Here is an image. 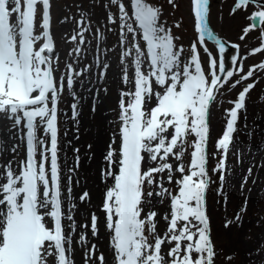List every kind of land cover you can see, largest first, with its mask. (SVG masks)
Listing matches in <instances>:
<instances>
[{
  "label": "snow or ice",
  "instance_id": "1",
  "mask_svg": "<svg viewBox=\"0 0 264 264\" xmlns=\"http://www.w3.org/2000/svg\"><path fill=\"white\" fill-rule=\"evenodd\" d=\"M167 2L176 6L174 0ZM190 2L198 43L190 45L187 58L183 46L175 43L178 37L161 21V8L150 0H109L106 5L116 9L115 13H107L106 24L112 26L108 31L116 33L120 45L122 81L134 87V91L120 93L118 132L105 156L108 168L104 172L102 210L114 264H214L206 215L210 110L224 84L235 75L239 79L232 88L248 81L258 70H264V61L245 72L242 61L246 57H239V46L232 45L237 49L231 57L234 70H226L221 58L219 73H225L221 76L216 71V59L204 47L209 56L204 68L198 45H204L205 37L215 39L207 20L209 0ZM251 2L237 0L232 12ZM52 6V0H0V117L11 121L9 131L26 129V159L18 170L14 171L9 163L0 171V264H74L71 232L76 225L71 212L76 205L72 204L67 213L63 208L58 104L65 91L77 98L76 78H82L91 67L77 71L69 62L66 72L56 76ZM251 18H258L264 25V7L253 12ZM72 22L76 27L70 40L77 46L69 55L79 57L83 52L80 46L87 43L85 33L90 30V20L82 14ZM249 31L246 27L245 35ZM95 35L99 48L105 36L99 28ZM261 40L249 55L264 52V36ZM217 45L219 53L224 54L225 45L219 40ZM96 66L101 69L99 78L104 79L110 64L98 59ZM254 87L255 81L244 84L237 98L229 101L233 106L225 110L226 126L215 145L223 155L213 168L221 173V182L239 112L246 108V96ZM77 107L76 103L71 105L73 119ZM189 147L192 150L186 168L181 161ZM7 150L0 139V153ZM10 150L15 152L16 146ZM169 158L178 163H169ZM248 171L251 173V168ZM165 172L170 184L174 172L180 173L175 180V194L164 187L163 175L157 180L156 174ZM108 179L112 180L110 185ZM71 191L68 187L67 192ZM88 196L85 192L79 199ZM153 196L170 200V212L163 217L167 223L163 235L157 231L158 213L145 210ZM245 210L242 207L240 212ZM65 219L72 221L68 230L62 223ZM235 220H240L239 213ZM232 222L226 221L225 227ZM91 232L93 236L98 234L95 214L91 216ZM78 243L85 264H106L103 253L97 257L95 244L87 246L85 234L81 233ZM165 243L170 246L166 255L162 254ZM260 251L264 253V249Z\"/></svg>",
  "mask_w": 264,
  "mask_h": 264
},
{
  "label": "rangeland",
  "instance_id": "2",
  "mask_svg": "<svg viewBox=\"0 0 264 264\" xmlns=\"http://www.w3.org/2000/svg\"><path fill=\"white\" fill-rule=\"evenodd\" d=\"M150 3L161 8V21L171 29L174 37H178L175 43L178 47L183 46L184 55L185 58H187L190 45L192 43H198V33L195 31L194 27V14L191 11L190 0H174L175 7L170 5L167 0H150ZM235 3L236 0H209L207 20L210 30L215 35V39L209 40L205 37L204 45H198L202 66L207 68L208 65L209 56L204 51V47H206L212 54V57L216 59V71L221 76L225 75V73H219L221 58H223L226 70H234L231 64V57L237 54V49L233 48L232 45L239 46V57H246V59L242 61L245 72H247L249 67L264 61V52L249 55L251 49L260 46L262 42L261 37L264 36V25L259 23L258 18L253 20L251 18L252 13L261 10L264 6L250 3L233 13L232 9ZM108 4L109 0H52L51 31L54 37L55 57L58 58V63L54 60V67L57 69V77L66 72L65 65L67 63L71 62L74 64L80 59L75 55H69L72 49L77 46L76 43L71 42V48L69 50H61L63 46L60 47L59 39L62 38L57 37L60 35L56 34L59 30L57 27H60L62 24L61 21L65 22V18L70 17L72 22L76 12L80 13L79 18L76 20H79L82 14L87 15L90 20V30L85 33L87 43L80 46L82 49L88 48L89 50L90 65L87 67H91V71L87 72V74L93 72L92 67L94 65L91 63L92 59L94 61L96 59L101 60L100 57L104 58L109 54H111V59H114L117 54L120 55L121 49L118 44L117 35L114 31H108L112 26L106 24L107 13L109 11L115 13L116 9L114 7H106ZM177 24H179V27H176ZM246 27L249 28L250 31L245 35L244 29ZM97 28H99L105 36V39L100 41L99 48L97 47V38L95 35V30ZM39 32L40 28L37 25V33ZM241 36H244L243 40ZM217 40L225 45L224 54L219 53ZM237 66H239V61ZM76 69L77 71H81L77 67ZM107 77V79H100L99 76H97L100 84H111L109 76ZM117 77L123 82L122 74H118ZM237 79H239V75H235L228 83L224 84V86L218 90L217 100L211 106L210 110V138L207 143V170L210 183L206 190V215L209 220L208 235L215 252L214 264H245L242 257L236 254L234 250H229L227 246L229 247V244H231L234 247L240 244L242 248L246 247L248 241L253 240L257 229L261 230V239L264 240V181L259 173L260 165H262L261 169H264V70H258L253 78L232 88V83ZM79 80V77H77L74 91L76 90V85ZM253 81H255V87L246 96V108L239 112L236 125L237 131L234 133V139L226 155L225 168L222 173L224 175V181L221 182L219 179L221 173L214 172L213 168L223 155L221 151L216 149L215 145L226 126L227 116L225 110L233 106L229 101L237 98L244 84L252 83ZM132 90H134L133 86ZM76 99H73L67 91L62 92L58 104V112H64L65 116L68 117L69 113L72 112L71 105ZM66 100L70 102H66ZM117 112L119 114L118 105ZM6 122H8L10 124L9 127H11V121L6 120ZM58 124V127H60V129L58 128L60 130L59 134L62 135L63 122L61 117L58 118ZM111 124L112 128L117 133L119 120L112 119ZM86 130V139L79 142V148L76 150L77 161L81 162V164L86 167L89 176H91L92 173L94 176L98 177V170L100 168L98 165L94 166L93 163L100 160L104 161L101 169V173L104 175L105 170L108 168V164L105 160L106 153L103 152L108 148L109 144H111V141L105 142L106 144H104L101 155H92L89 152H93V145L90 150L89 146L93 144L91 140L96 139V132L93 126H87ZM24 131L26 132V129H24ZM38 134H42V132ZM191 140L192 138L189 137V143H191ZM254 148H258L259 150L262 149L261 154L263 157L252 160L251 153ZM191 150L192 149L189 147L181 161L186 168L190 162ZM23 157V144L20 143L19 152L10 151L7 153L8 165L9 163H11V165L12 163L20 165V162L24 160ZM168 162L173 165L178 163L175 158H169ZM147 163L151 164L153 162L148 161ZM255 165H257V167ZM250 168L252 170L251 173L248 171ZM161 175L164 177V187L175 194L177 191L175 180L180 178V173L174 172V178L171 184L167 181V172L164 174H156L158 181ZM229 175L234 177L232 185H229ZM242 184L243 187H241ZM156 190L158 191L159 189ZM151 203H154L155 207L161 210V214H158L156 217L157 231L160 233V231L163 230L164 234L167 223L163 217L166 213L170 212V200L166 196L163 198L153 196L151 198ZM242 207L246 209L244 212H240ZM101 213L104 214L103 210H101ZM237 213L240 214L239 221L235 220ZM226 221L233 222L225 227ZM87 236L89 241L93 239L87 244V246L90 247L92 244H95V236L92 235L90 229H88ZM100 245H96L97 257L99 256L98 248H100ZM169 247L170 246H166L164 248L165 255ZM262 260L264 264V254ZM113 263L114 260L111 264Z\"/></svg>",
  "mask_w": 264,
  "mask_h": 264
},
{
  "label": "bare ground",
  "instance_id": "3",
  "mask_svg": "<svg viewBox=\"0 0 264 264\" xmlns=\"http://www.w3.org/2000/svg\"><path fill=\"white\" fill-rule=\"evenodd\" d=\"M80 13L74 14V19H78ZM65 20L64 23L60 25L58 32L62 39H59V45L61 50H69L71 48L70 36L73 34V29L75 24L71 22L70 17ZM71 23V24H70ZM65 48V49H64ZM119 54L114 59H111V54L107 57L101 58V61L110 64V68L107 70L106 75L109 76L111 84H100L97 76H99L101 69L96 66L95 61L92 59L91 63L94 65L93 72L87 74L83 73L82 78L79 77V82L76 85L75 92L77 93V99L73 102L77 104V115L73 119L72 112L69 113L68 117L65 116L64 112L58 113V117L62 119L63 122V132L60 134L59 138V164L61 166V178H62V198L64 200L63 208L67 213V210L72 204L76 207L72 209V216L76 225L74 232H71L73 237V253L72 260L74 264H85L84 261V251L79 241L81 233L85 234L87 237V244L91 241L88 240L87 232L88 229L91 230V216L95 214L98 218V234L95 236L94 243L99 246V255L104 254L106 259V264H111L113 262L112 250L110 248V237L108 230L106 229V215L102 214V203L105 192V178L101 173L103 167L102 163L104 161L94 162V166L98 165V177L94 176L89 172L86 167L77 161L76 150L79 148V142L86 139V128L87 126H93L96 132V139L91 140L93 144H90L89 150L92 155L99 156L102 154L105 142H112L113 136L116 133L112 128L111 120L118 119L117 105L120 99L121 91H131L132 86L125 85L121 82L117 75H121V66L119 61ZM79 63H74V66L83 71L88 65H90L89 50L88 48L83 49L82 54L79 56ZM105 77L107 79L108 77ZM134 91V90H132ZM68 100H66L67 102ZM70 102V101H68ZM95 109V110H93ZM72 116V119H71ZM109 122V124H108ZM111 124V126H110ZM9 123L6 119L0 117V139L5 141L6 147L9 149L0 153V171H2L5 166L8 165L7 153L10 152L11 146H16V151L19 152L20 143L26 145V135L24 130L16 129L9 131ZM42 135V134H41ZM262 150V149H261ZM261 150L254 148L251 155L252 160L259 159L263 157ZM108 148L104 150L103 153H107ZM96 161V160H94ZM13 170H18V164L12 163ZM257 167V165H255ZM85 167V168H84ZM262 165H260V169ZM259 169V173L264 181V169ZM71 170V171H70ZM69 177L71 178L69 180ZM234 177L228 176L229 185L233 184ZM112 180L108 179L107 184H111ZM72 189L71 193L67 192V188ZM87 192L89 196L81 201L79 197ZM101 197V200H100ZM99 200V201H97ZM154 210L158 214H161V210L156 208L154 203H150L145 206V210ZM104 215V217H103ZM62 223L65 225V229L68 230V226L72 224V221L63 220ZM87 224L88 227L84 228L82 225ZM264 228V227H263ZM163 235V230L160 231ZM102 239V240H101ZM169 246L167 243L162 245V254L164 253V248ZM229 250H234L236 254L240 255L245 264H263L262 253L260 250L264 249V240L261 239V230L257 229L253 240L248 241L246 247L229 244L227 246ZM114 264V263H113Z\"/></svg>",
  "mask_w": 264,
  "mask_h": 264
},
{
  "label": "water",
  "instance_id": "4",
  "mask_svg": "<svg viewBox=\"0 0 264 264\" xmlns=\"http://www.w3.org/2000/svg\"><path fill=\"white\" fill-rule=\"evenodd\" d=\"M252 2H256V3H260V4H264V1H261V0H252Z\"/></svg>",
  "mask_w": 264,
  "mask_h": 264
}]
</instances>
